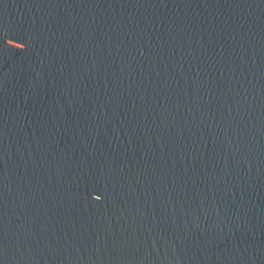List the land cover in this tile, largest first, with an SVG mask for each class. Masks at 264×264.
Segmentation results:
<instances>
[{
    "label": "water",
    "instance_id": "1",
    "mask_svg": "<svg viewBox=\"0 0 264 264\" xmlns=\"http://www.w3.org/2000/svg\"><path fill=\"white\" fill-rule=\"evenodd\" d=\"M0 264H264V0H0Z\"/></svg>",
    "mask_w": 264,
    "mask_h": 264
}]
</instances>
